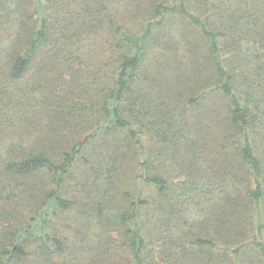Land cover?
I'll list each match as a JSON object with an SVG mask.
<instances>
[{
    "label": "trees",
    "instance_id": "1",
    "mask_svg": "<svg viewBox=\"0 0 264 264\" xmlns=\"http://www.w3.org/2000/svg\"><path fill=\"white\" fill-rule=\"evenodd\" d=\"M210 1L0 0L10 49L11 36L24 40L8 56L11 89L37 70L45 80L35 92L46 97L39 120L50 122L35 120L44 110L24 118L0 109V264H86L81 257L75 263L83 249L54 219L73 209L69 183L78 167L90 166L82 171L87 178L105 170L113 183L121 165L114 138L123 135L142 160L144 189L125 194L122 206L96 204L91 226L99 241L117 233L125 264H264V1L223 8ZM206 11L232 21L221 28ZM175 27L182 41H174L181 39ZM229 31L238 36L231 62L220 44ZM205 48L210 85L194 61ZM181 49L190 53L182 80L194 72L193 81L186 89L158 85L168 76L151 72L170 66ZM76 92L91 97L80 106L89 108L88 120L65 124L82 118V109L71 108ZM27 120L20 124L27 141H15L13 123ZM6 130L13 131L10 143ZM70 130L78 140L65 134ZM94 144L113 157L95 164ZM38 174L50 178L47 187L27 185ZM103 254L88 264H114Z\"/></svg>",
    "mask_w": 264,
    "mask_h": 264
},
{
    "label": "rangeland",
    "instance_id": "2",
    "mask_svg": "<svg viewBox=\"0 0 264 264\" xmlns=\"http://www.w3.org/2000/svg\"><path fill=\"white\" fill-rule=\"evenodd\" d=\"M240 1H247L251 2L252 0H215L216 5L218 7H224L225 3L234 4ZM264 0H259L260 3H262ZM208 2L211 3L210 0ZM238 5H235L233 9H237ZM207 15H212V22L216 24V26H220L223 28L224 26L228 25L227 22H231L232 18H228V16L222 17L220 14H211L207 12ZM4 16L6 15V12L2 13ZM224 18V19H223ZM0 23H2V19L0 20ZM175 23V22H174ZM226 24V25H225ZM4 25V24H3ZM166 29V28H165ZM164 29V30H165ZM3 33H1L0 30V44L2 41L4 42L2 47L0 48V56L2 54H6L3 57H0V103L4 102H10L12 105L16 106L17 103H19V107L24 108L23 110L12 109L11 105L8 104H0V109L6 107V110H12L11 113L15 115V117H29L31 116L32 111L35 110H42L45 109V96L41 92L37 91L35 92V86L38 85V82H41L45 80L44 77L38 75L37 70L30 72L27 76V79L22 81L19 86L16 87V90L11 89L10 82L8 80V70H9V64L8 62H11L12 58L10 59L8 56L9 54H12L14 50L20 46H18V43L21 41V43L24 42L22 38L17 39V34L11 36L9 39L12 44V48L10 49L9 44L7 43V32L5 28L2 29ZM168 30H165L164 33L166 34ZM175 34L178 35L179 40H174L175 42L182 41L183 36H180L178 27H175L174 29ZM188 36L190 39V35ZM238 39V36L234 33L229 31L225 37L221 38L220 44L223 48V53L225 54L224 57L227 58L230 62L234 59L233 55L236 54L235 51V45L236 40ZM167 40V39H166ZM164 40V42H166ZM264 43V40L262 41ZM7 44V45H6ZM176 44V43H175ZM6 45V46H5ZM4 47V48H3ZM172 48H178L177 44L172 46ZM262 54L264 55V50L261 49ZM174 56L177 55L175 53V50H171L170 52ZM197 53V50L195 52V55ZM168 58L170 59V55L167 54ZM190 56V53L185 51L184 49H181V51L178 54V57L175 59L174 62L170 63V66L166 63L164 69H160L159 72H151L153 77H156L159 73L168 76L167 79L164 80H158L157 83L163 84L165 82H169V84H173L174 86H178L181 88H187L189 86V82L193 81L194 78V72L190 73L191 78L189 79V82L186 80H182L183 76L185 78L187 72L189 71V62L187 61L188 57ZM208 52L205 48V51L203 53L202 58L199 57L196 58L194 56V61L199 62V65L203 68L202 69V76L204 80H207L206 84L210 85L213 83L212 81V69L208 67ZM255 59H253L254 61ZM40 62H37V64ZM264 63L263 60H260V65ZM199 67V66H198ZM198 71L196 70V73ZM253 75H255L253 73ZM177 77V82H175V79ZM152 78V77H151ZM155 79V78H152ZM159 88L157 91L154 90L155 97H161L159 93ZM6 92L8 93L6 95ZM149 92L152 93L151 90ZM2 93H5L2 95ZM60 93V92H59ZM153 95V93H152ZM5 96V97H3ZM72 102V109H82L81 114L82 118L79 120L74 121L75 117H71L70 119H67L65 124H86L88 120V114L90 113L89 108L86 109L80 108V106L85 104L90 106L91 97L86 96L84 94L80 93H74L71 95ZM81 102V103H80ZM211 105V103H208ZM206 104V105H208ZM205 105V106H206ZM9 107V108H7ZM214 107H218L217 104H214ZM8 112V111H7ZM45 113L42 112L40 116L35 118L39 122V124H50L47 118H43L42 121L39 120V118H42L46 114V110H44ZM0 118V124H5L2 122ZM6 120V119H5ZM74 121V122H73ZM11 123V122H10ZM9 123V124H10ZM20 124H31L30 120H27V123H24L21 121L13 123V126H17V133L14 137L15 141L23 140L27 141V129L26 127L20 126ZM75 126H72L74 128ZM7 132L4 135V139L6 142L10 143L12 141L11 134L12 132ZM71 134L66 132L65 134L67 136L73 137L71 138L72 141H76L79 139V137H76V133L72 130ZM204 134V133H202ZM78 136V135H77ZM85 136L82 137V139ZM148 139V138H147ZM116 149L118 150L117 154L120 156L121 165L119 168H116L114 171L115 179L112 184H108L107 179L104 176V171L97 168V170H92L90 172V176L87 178L83 175L82 171L90 169V166H81L78 167L75 170L73 180L71 179L69 186L72 187L71 190V196L74 198L75 203L73 206V209L69 212H59V214L54 219L55 226L59 228L62 231L63 236L68 238L71 242V244L76 245V247H81L83 250L76 253L74 256L75 263L78 260V257H81L82 262L84 261L86 264L89 263V261H93L95 263L96 260H98V256L103 254L100 259H111L114 264H125L127 260V256L125 254V248L121 247V238L119 235L113 231L110 232V234L103 240L99 241L98 237L94 233L96 229H99L97 226H91L92 223V216L96 214L95 207L96 204L106 205L108 201H110L112 206H122L125 205V201L123 199V196L125 194L140 192L144 189V185L141 183V181L137 178V176H140L142 174V170L139 166L141 163V158L134 155V150L130 151V148L127 147L126 143H128L126 137L118 136L114 138ZM107 146H103L101 144H94L91 149L96 151V155L94 156V163H101L103 164L106 159L109 160L110 157H113L108 151H106ZM168 163H171V160H167ZM138 165V166H137ZM170 165V164H168ZM92 168V167H91ZM94 169V167H93ZM109 172V171H108ZM50 183V178L46 174H38L35 176L32 181L27 180V185H34L37 189H39L41 186L46 185V187ZM223 186V184L220 185V187ZM86 188V189H85ZM90 189V190H89ZM226 188L224 189V191ZM84 191L88 192L85 193ZM220 195L217 193L215 197H219ZM77 202V203H76ZM2 213H0V216ZM2 224H5L2 220ZM119 230H122V228L116 226ZM91 236V239H90ZM251 254V253H250ZM67 255L64 257L66 258ZM62 258V260L64 259ZM249 258L251 262H255L256 258L252 255H249ZM248 263V262H247ZM255 264H257L255 262Z\"/></svg>",
    "mask_w": 264,
    "mask_h": 264
}]
</instances>
